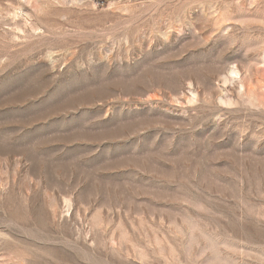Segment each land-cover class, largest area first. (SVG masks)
<instances>
[{
	"label": "rangeland",
	"instance_id": "obj_1",
	"mask_svg": "<svg viewBox=\"0 0 264 264\" xmlns=\"http://www.w3.org/2000/svg\"><path fill=\"white\" fill-rule=\"evenodd\" d=\"M0 264H264V0H0Z\"/></svg>",
	"mask_w": 264,
	"mask_h": 264
}]
</instances>
